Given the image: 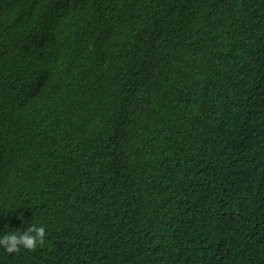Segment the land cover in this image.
Wrapping results in <instances>:
<instances>
[{
    "label": "trees",
    "instance_id": "obj_1",
    "mask_svg": "<svg viewBox=\"0 0 264 264\" xmlns=\"http://www.w3.org/2000/svg\"><path fill=\"white\" fill-rule=\"evenodd\" d=\"M26 3L0 20V238H46L0 264H264V0Z\"/></svg>",
    "mask_w": 264,
    "mask_h": 264
},
{
    "label": "clouds",
    "instance_id": "obj_2",
    "mask_svg": "<svg viewBox=\"0 0 264 264\" xmlns=\"http://www.w3.org/2000/svg\"><path fill=\"white\" fill-rule=\"evenodd\" d=\"M64 1V0H62ZM88 1V8L92 2V0ZM27 3L26 0H0V20L3 21L7 18L10 19L9 23L7 24V33H9V37L19 33L24 30L25 25H23V21L20 22L22 17L18 16L22 14L20 10L23 12V17L25 16V9ZM88 8L86 13L88 12ZM86 13L84 16V21L86 17ZM84 28L80 29V34L83 33ZM77 35H67L63 38L61 42H52L48 43L46 46L42 48L40 53L35 54V67L37 70V75L39 79V83L43 81V79L47 76L50 66L46 60L44 55L45 49L49 47H60L64 49L68 53H76L80 50L73 49L71 47V43ZM53 43V44H52ZM91 43L82 42L81 48L85 49L90 46ZM81 49V50H82ZM46 238V230L43 226H37L36 224H32L28 227L23 233L21 234H7L0 238V246L4 248L5 251L8 253H15L18 252L21 247L28 251H35L38 246H43L45 243Z\"/></svg>",
    "mask_w": 264,
    "mask_h": 264
}]
</instances>
